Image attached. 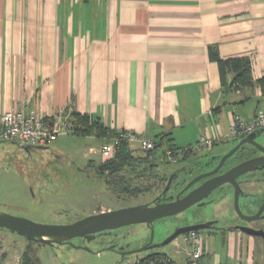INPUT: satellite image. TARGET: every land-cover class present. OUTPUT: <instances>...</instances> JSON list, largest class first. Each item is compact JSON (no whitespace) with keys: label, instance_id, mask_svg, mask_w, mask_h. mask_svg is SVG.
I'll return each mask as SVG.
<instances>
[{"label":"crops","instance_id":"0c3cea01","mask_svg":"<svg viewBox=\"0 0 264 264\" xmlns=\"http://www.w3.org/2000/svg\"><path fill=\"white\" fill-rule=\"evenodd\" d=\"M209 46L222 58L247 57L253 83L237 91L221 86ZM263 75L264 0H0V112L87 114L112 131L159 142L160 162L167 141L187 147L203 133L226 135L233 113L244 120L264 113L256 82ZM83 137L98 142L101 155L103 140ZM62 141L50 149L62 151ZM223 142L199 154L215 161L228 149ZM88 153L95 147L80 156L92 170L107 159L95 162ZM211 233L220 235L224 256L212 260L202 237L207 264H264L259 238L231 225Z\"/></svg>","mask_w":264,"mask_h":264},{"label":"rangeland","instance_id":"374dc122","mask_svg":"<svg viewBox=\"0 0 264 264\" xmlns=\"http://www.w3.org/2000/svg\"><path fill=\"white\" fill-rule=\"evenodd\" d=\"M58 138L63 140L60 152L50 149L52 143L45 149L34 147L27 150L10 141L0 142V211L38 223L68 224L100 212L103 208L118 209L137 205L152 197L151 194H146L123 200L114 198L87 165L89 161L84 162L80 159L81 153L88 152L90 147H95L96 154L88 153V157L95 162L99 161L101 159L97 151L99 143L87 137L71 134L61 135ZM224 141L219 147L228 148L227 151L238 142V140ZM256 141L264 146V131L256 137ZM161 150L162 147H159L154 151L159 169L167 168L174 171L177 167H181L176 166L175 163L160 162ZM237 154L235 152L227 163L230 160L236 161ZM194 156L192 155L191 158H194L195 163L202 164L207 161L204 155ZM218 160L215 159V162ZM206 167L199 165L194 168L192 174H186L185 177L189 179L192 175L202 173ZM262 184L255 182L254 179V183H250L245 189L256 192L255 197L259 201L264 198ZM219 192L220 190H216L210 196L217 197ZM227 199L226 204L212 203L201 209V212L196 211L198 208L193 205L179 214L155 220L151 227L144 223L124 225L96 237L89 239L74 237L60 244L33 242L6 229H0V263L21 264L22 251L26 246L31 245L42 264H127L128 259L152 251L166 253L178 264H185L189 248L182 234L168 244L160 245V243L178 226L198 220L213 216L219 219L218 224L226 225L225 223L232 222L235 218L231 192ZM241 202L240 206L245 210V202L243 200ZM252 209L253 207H248V210ZM239 221L251 223L241 219ZM252 225L264 230V224L261 222ZM227 227L228 225L225 226ZM199 232L201 238L208 240L212 260L214 253L218 252L224 256V249L219 246L221 240L219 234L215 235L209 230ZM151 233V243L159 246L121 258L119 253L121 248L132 250L141 247L150 239ZM257 238L263 243L260 258H264V238Z\"/></svg>","mask_w":264,"mask_h":264},{"label":"water","instance_id":"95a60500","mask_svg":"<svg viewBox=\"0 0 264 264\" xmlns=\"http://www.w3.org/2000/svg\"><path fill=\"white\" fill-rule=\"evenodd\" d=\"M263 131L264 128L258 129L242 137L231 149L219 157L217 164L214 165L212 169L199 173L191 179L185 178L182 180L183 176L179 177L175 181V187L173 189L171 188V184L180 173L185 171V166H181L174 171H168L169 173L166 184L160 194L154 199L153 204L141 203L118 209L103 210L87 215L68 224L38 223L27 218L0 211V229H6L31 241L46 244H60L69 241L74 237L89 239L91 238L89 236L94 233H102L103 231L112 230L124 225L144 223L148 227H151L155 220L179 214L193 205L198 208L196 211L201 212V209L203 210L207 205L211 204V202L204 201V199L224 185H230L232 187V192L230 191L232 194V207L237 217L249 222L262 219L264 217V200L260 203L254 213L248 214L241 209L240 203L242 200L245 202L246 206L248 205V207H254V203L258 200L252 202V197H250L251 194H247L242 190L237 179L246 174L247 176L254 175L256 172L255 170L264 165V146L256 141V137H258ZM14 143L27 150L34 147H43ZM247 145L253 146L262 154L241 161H238L237 159L238 162L230 160V162L227 163L228 159L235 152ZM237 157L238 156H236V158ZM224 168V171H220ZM202 179H204L202 182L189 189ZM186 180L188 181L182 187L181 185H183ZM178 187L179 189H177ZM185 191L187 192L183 194ZM167 193H169V195L166 196ZM228 194L229 192H223L221 196L218 195L217 197L218 199L224 197L222 199L224 200L227 198ZM161 196H166V201H161ZM215 222L216 220H208L178 226L160 243V245L168 244L178 235L191 230L200 231L209 229L210 225ZM233 229L253 237L264 238L263 229H256L252 226L240 224L233 226ZM151 240L152 233L147 243L141 247L132 250H123V248H121L119 251L121 258L124 259L127 255L137 254L144 250L153 249L159 246L157 244H152Z\"/></svg>","mask_w":264,"mask_h":264},{"label":"trees","instance_id":"16d2710c","mask_svg":"<svg viewBox=\"0 0 264 264\" xmlns=\"http://www.w3.org/2000/svg\"><path fill=\"white\" fill-rule=\"evenodd\" d=\"M208 54L209 58L217 63L221 86L237 91L253 83L251 64L247 57L236 56L222 58L214 46H209ZM228 75H231L230 81H228ZM256 82L264 91V75L258 78ZM71 122L73 124L75 123L72 134L84 136L94 133L103 142L110 140L119 132L112 131L105 127L99 120H94L87 114L72 113ZM155 143V147L157 148L160 143L156 141ZM166 147L172 150L180 149L182 151L181 157L175 164L192 155L202 156L199 154L201 151H186V147L171 145L168 141ZM154 150L155 148L152 151L145 152L141 147L123 141L113 156L108 157L94 167L93 173L104 183L109 193L116 199L123 200L146 194H151L152 196L164 188L169 173L167 168H165L166 170L163 168L159 169L157 162L155 163L151 160ZM241 150L240 148L237 153H240ZM198 163L193 162L191 164L195 167L199 165L208 167L213 166L217 161L215 162L213 159H209L202 164ZM193 170L194 167H191L189 172L183 175L182 180L186 178V174H192ZM259 201L256 202L259 203ZM162 256L169 257L166 253L152 251L143 255L140 261H145L151 257ZM169 263L174 264L172 259ZM21 264H42L34 247L31 245L26 246L22 251Z\"/></svg>","mask_w":264,"mask_h":264},{"label":"built area","instance_id":"2783aa9c","mask_svg":"<svg viewBox=\"0 0 264 264\" xmlns=\"http://www.w3.org/2000/svg\"><path fill=\"white\" fill-rule=\"evenodd\" d=\"M73 123L62 115L43 116L35 109H10L0 112V141L16 142L20 145L46 146L61 135L73 132ZM264 128V113L258 112L250 120L242 119L238 114L233 113L229 131L226 135L209 137L203 133L192 145L185 148L187 151H201L211 148L214 143L224 140H240L242 137L258 129ZM138 143L145 152L155 148V141L146 139L134 133L119 131L116 136L108 141L102 142L100 153L103 157L113 156L121 142ZM182 151L172 150L165 147L162 160L169 163H176L181 157ZM183 235V240L189 248L185 264H207L203 260L204 248L201 233L191 230ZM169 256V255H168ZM141 257L135 256L128 259L127 264H170L169 257H151L140 261ZM174 263V262H173Z\"/></svg>","mask_w":264,"mask_h":264},{"label":"flooded vegetation","instance_id":"af4514ba","mask_svg":"<svg viewBox=\"0 0 264 264\" xmlns=\"http://www.w3.org/2000/svg\"><path fill=\"white\" fill-rule=\"evenodd\" d=\"M261 154H262V153H261L260 151H258L256 148H254L253 146L248 145V146H245L244 148H242V150L240 151V153H238L236 156H238V157H237L238 161H241V160H244V159H247V158H250V157H254V156H257V155H261ZM237 159H236L235 162H238ZM234 164H235V163H234ZM214 165H215V164H214ZM214 165L211 166V167H210V166L206 167L205 170L201 169V171L203 170V172H204V171L210 170V169H212V167H214ZM191 167L193 168V167H195V166H194V165L192 166L191 163L188 164L187 166H185V171H183V173H180V174L178 175V177L173 181V183H172L173 185L171 184V188H172V189L175 187V185H174V184H175V181H176L179 177H182L186 172H189V170L191 169ZM202 167H205V166H202ZM177 168H180V167H177ZM224 170H225V168H224V169H221L220 171H224ZM255 171H256L255 174L252 175V176H247V174H246V175L240 176V177L237 179V180L239 181V184H240V187L242 188V190H243L244 192H246L247 194H251L250 197H252V198H251V199L253 200L252 202H255V201L257 200V198L254 196L256 192L251 191V190L248 191V190L245 189V187H246L247 185H249L250 183H254V179H255V182H262V183L264 184V165L258 167V169L255 170ZM192 176H194V175H192ZM192 176H191L189 179H191ZM204 179H205V178H204ZM204 179H202V180H200L199 182L195 183V184H194L193 186H191L189 189L195 187V186L198 185L200 182H202ZM187 181H188V180H186V181L183 183V185H181V186L183 187L184 184H185ZM263 184H262V187L264 188V185H263ZM177 189H179V187H178ZM217 190H220V192H219L218 195L221 196L223 192H226V193H228V192H230V191L232 192V187H231L230 185H224V186H222L221 188H219V189H217ZM187 191H188V190H187ZM187 191L183 192V194H185ZM263 191H264V189H263ZM160 192H161V191H160ZM160 192H158L157 194L152 195V197H151L149 200H147V201H145V202H143V203H150V204H153L154 199L157 197V195L160 194ZM252 194H253V195H252ZM167 195H169V193H167L166 196H167ZM166 196H165V197H166ZM165 197H164V196H161V201H166ZM223 198H224V197H223ZM223 198H222V199H223ZM222 199H218V197L208 196L207 198L204 199V201H209V202H211V204H212V203H219V202H221ZM263 200H264V198H263V199H260L259 203H258V202H255V203H254V207H253L252 210H248V205H247V206L244 205V206H246L245 208H246L248 211L245 209V210H243V212L248 213V214H250V213H254V212L257 210L258 206L260 205V203H261ZM240 204H242V202H241ZM241 209H242V208H241ZM263 214H264V212H263ZM234 218H235V219H233L232 222L225 223L226 225H223L222 223L218 224L219 219H215L214 217L207 218V219H205V220H198V221H196L195 223H197V222H204V221H208V220H216L215 223H213V224L210 225V228H209V229H206V230H209L210 232L217 231V230H219V229H223V228H225V226H227V225H231V227H233V226H235V225H237V224H240V225H248V226H252V227H254V228H256V229H259V227H255V226H253L252 223H255V222H261L262 224H264V217H263L262 219H259V220H256V221H252L251 223H248V224H246V223H244V222H240V221H239L240 218L237 217V215L235 214V212H234ZM241 220H242V219H241ZM242 221H244V220H242ZM1 230H3V229H1ZM109 231H110V230L103 231L102 233H94V234L90 235L89 237H91V238H92V237H96V236H98V235L106 234V233L109 232ZM33 242H35V241H33ZM0 264H1V263H0Z\"/></svg>","mask_w":264,"mask_h":264}]
</instances>
